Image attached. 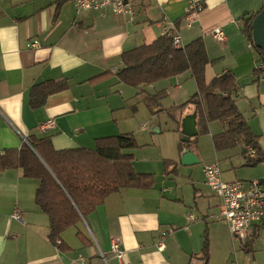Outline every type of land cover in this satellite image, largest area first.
<instances>
[{
	"label": "crops",
	"instance_id": "0c3cea01",
	"mask_svg": "<svg viewBox=\"0 0 264 264\" xmlns=\"http://www.w3.org/2000/svg\"><path fill=\"white\" fill-rule=\"evenodd\" d=\"M60 1L0 0V152L20 149L30 137H49L55 149L64 150L95 148L92 146H96L98 138L130 133L126 129L130 111L138 110L135 102L140 103L135 90L144 91L146 86L135 88L120 81L122 56L168 33H177L185 46L204 39L215 61L207 67L208 82L227 72L236 76L238 88L232 97L257 136L258 157L259 151L264 154V61L244 33L247 19L262 10L264 0H200L204 8L191 25L186 20L191 0H138L133 20L111 8L77 13L74 0L59 7ZM169 22L175 24L172 31L165 28ZM216 28L225 32V41L213 36ZM33 40H39L40 47H29ZM260 69L263 70L258 73ZM48 80H66L69 88L50 95L43 107L33 108L32 88ZM166 81L150 85V94L162 91L170 96ZM173 88L178 90L181 85ZM165 96L155 112H167L178 130L183 134L187 131L193 141L198 135L210 133L214 146V137L225 132L226 124L210 122L208 132L201 133L198 108L190 105L171 116L168 110L178 104L167 105ZM49 119L55 120V127L43 129L41 125ZM182 142L178 145L181 152ZM236 147L246 165L259 164L245 157L243 144L222 151L214 146V150L226 153L232 160L230 152L236 153ZM194 154L203 160L204 153L199 149ZM133 157L135 170L154 175V185L111 194L86 219L64 232L69 251L49 240V216L36 203L39 181L25 177L22 168L1 171L0 264H104L97 254L99 250L108 254L114 264H120L112 252L115 240L125 251V264H204L206 242L208 264H213L218 242L223 244L225 240L227 247L231 243L227 222L210 217L219 211L220 198L212 189L200 185L194 187L193 197L176 187V157L158 154L157 162L163 166L160 177L149 159L144 157L140 162L134 154ZM167 160L171 164L165 169ZM16 209L21 211L22 221L12 217ZM190 212H195L194 220H190ZM261 226L264 220L254 225L250 240L239 249L244 260L246 253L254 252V235ZM163 231L168 232L166 248L159 251L156 244ZM79 256L84 262L79 261Z\"/></svg>",
	"mask_w": 264,
	"mask_h": 264
},
{
	"label": "trees",
	"instance_id": "16d2710c",
	"mask_svg": "<svg viewBox=\"0 0 264 264\" xmlns=\"http://www.w3.org/2000/svg\"><path fill=\"white\" fill-rule=\"evenodd\" d=\"M66 1H60L58 6ZM256 15L247 19L244 33L249 36L264 61L263 50L256 46L253 38L252 24ZM122 58L124 67L118 73L119 79L135 88L190 72L196 82L197 92L187 102L169 109V114L172 116L190 105H196L201 133L208 132L210 122L227 124L225 132L213 139L217 151L237 144L253 145L259 149L257 136L232 97L238 88L236 76L227 72L211 82L207 81V67L215 61L210 58L203 38L178 49L173 44L172 36L166 34L125 52ZM68 88L66 80L41 82L32 88L30 104L33 108L43 107L50 95ZM164 96L165 92L162 91L145 96L144 100L151 112L157 114L155 109L161 107ZM138 147L133 133L98 138L95 148L64 150L55 149L49 137H30L20 149L0 152V172L22 168L25 177L39 181L36 203L49 216V240L57 248L69 251L70 247L63 239L64 232L86 219L111 194L123 189H149L154 185V175L137 172L133 154L126 152ZM180 147L183 149V142ZM250 162L254 165L264 162V154L259 151V157ZM169 164L171 161H165V169ZM82 235L79 231L78 236ZM203 253L204 264H208L207 242Z\"/></svg>",
	"mask_w": 264,
	"mask_h": 264
},
{
	"label": "rangeland",
	"instance_id": "374dc122",
	"mask_svg": "<svg viewBox=\"0 0 264 264\" xmlns=\"http://www.w3.org/2000/svg\"><path fill=\"white\" fill-rule=\"evenodd\" d=\"M166 83L167 86H165V88L167 87L170 89L169 91H171L170 96H165L166 101L164 102H167V105L173 103L181 105L187 102L197 92L196 82L190 72L182 74L181 78L173 77L172 79H167ZM179 85H181V88L174 90L173 86ZM128 88L130 90H135L133 87ZM135 91L140 95V103L138 104L137 101L135 102L136 105H138V110L135 112L132 110L130 111L131 116L127 121L126 129L127 132H132L135 135L139 147L136 149H128L126 152H133L135 159L138 158L140 162L143 161L142 159L144 157L149 159V163L154 171L158 173L159 177L163 174V166L161 164L159 165L157 162L158 154L163 153L165 158L176 157L179 166V174L176 177L175 186L184 189L186 196L191 197L194 187L197 185L203 186L204 188L207 187L211 191V187L206 183L204 168L206 165L216 161H219L222 176L226 180H250L264 176V162L259 163L257 166L246 165L244 157L240 153V148L236 147V153H232L233 151L230 152L233 156L232 160H230V157H228L226 153L218 154L215 152L210 133L198 135L196 141H193L194 137L188 134L187 131L184 130L183 134L178 130L177 124L169 117L167 112L158 114L151 112L144 100L146 95L153 93L150 86H146L144 91ZM191 106L198 108L196 105ZM124 113L125 112H121L122 115ZM118 116L120 115L117 114V117ZM146 123L149 125L144 129L143 125ZM222 123L226 124L225 122ZM158 128H161L160 132ZM181 141H184L182 152L178 149V145ZM92 147H95V145ZM197 149L204 153L202 161L197 159V161L189 164L182 162V158L180 159L181 155L186 152L194 154ZM232 163L235 168H232ZM158 170L159 172H157ZM236 173L237 176H235ZM193 207H196L194 203ZM223 224L225 225V223ZM230 238L231 243L229 247L226 246L225 240L223 244L221 241L218 242L215 256H213V264H263L264 226H261L254 235L255 250L254 252L246 253L248 255L247 260H244L239 253V249L242 246L238 244L235 248L231 234ZM226 251L230 252V254L228 255ZM79 254L80 252L77 251L76 255ZM97 254H100L102 260L105 262L104 264H114L112 258L109 259L108 254H104L101 250H99ZM78 258H80V256ZM79 261L82 262V259L80 258Z\"/></svg>",
	"mask_w": 264,
	"mask_h": 264
},
{
	"label": "built area",
	"instance_id": "2783aa9c",
	"mask_svg": "<svg viewBox=\"0 0 264 264\" xmlns=\"http://www.w3.org/2000/svg\"><path fill=\"white\" fill-rule=\"evenodd\" d=\"M138 0H74L77 13L85 10L103 11L111 8L116 14H124L131 18L135 17V4ZM204 8V3L200 0H191L186 9V20L191 25L193 18ZM166 30L175 29V24L169 22ZM172 36L173 44L176 48H185V44L179 34L168 33ZM213 36L219 41H225L227 36L221 28H216L212 32ZM31 48L40 47L39 40H33L28 44ZM55 120L49 119L41 126L43 129L55 127ZM148 124H144L145 129ZM244 155L250 160L258 158V150L253 145L244 146ZM206 183L211 187L214 193L220 198L219 211L210 217L215 221L227 222L234 246L239 244L245 246L250 240L251 233L255 224L264 220V178H255L251 180H224L222 176L219 161L208 164L204 168ZM13 218L22 221V214L16 209L12 215ZM190 220L195 219V214H190ZM168 232L160 233L156 247L159 251L166 248V237ZM112 252L117 257L120 264H125V251L118 240L112 242ZM82 262L84 259L82 258Z\"/></svg>",
	"mask_w": 264,
	"mask_h": 264
},
{
	"label": "water",
	"instance_id": "95a60500",
	"mask_svg": "<svg viewBox=\"0 0 264 264\" xmlns=\"http://www.w3.org/2000/svg\"><path fill=\"white\" fill-rule=\"evenodd\" d=\"M253 38L257 47L263 50L264 53V6L253 20ZM197 161L194 154L186 152L182 156V162L189 164Z\"/></svg>",
	"mask_w": 264,
	"mask_h": 264
}]
</instances>
